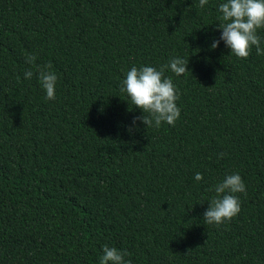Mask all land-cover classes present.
<instances>
[{
    "label": "trees",
    "instance_id": "1",
    "mask_svg": "<svg viewBox=\"0 0 264 264\" xmlns=\"http://www.w3.org/2000/svg\"><path fill=\"white\" fill-rule=\"evenodd\" d=\"M223 2L0 0V264H99L104 246L132 264H264V55L210 47ZM177 56L179 119L129 131L127 71ZM49 63L54 100L35 70ZM232 173L241 211L208 225Z\"/></svg>",
    "mask_w": 264,
    "mask_h": 264
},
{
    "label": "clouds",
    "instance_id": "2",
    "mask_svg": "<svg viewBox=\"0 0 264 264\" xmlns=\"http://www.w3.org/2000/svg\"><path fill=\"white\" fill-rule=\"evenodd\" d=\"M208 0H199L203 8ZM221 13L217 24L222 30L219 40L213 41L211 48L215 49L220 41L231 50L238 58H247L254 46L257 55H264V41L257 34V30L264 28V0H226L219 4ZM36 56L26 55V62L34 64ZM188 58L179 56L171 58L159 70L152 66L131 67L125 78L121 81L120 91L126 93L132 104L141 109L143 115L134 117L129 131L140 120L146 127L159 128L162 123L174 126L180 117V109L176 105L179 93L170 77H165V70H170L177 76H182L188 71ZM37 79L45 91L46 100L55 99L57 75L52 71V65H35ZM32 70L24 72L25 79H31ZM19 79V77H18ZM224 154H219L222 157ZM196 181L203 179L201 173L194 176ZM216 195L208 202V207L203 213V220L208 225H220L230 221L241 211V202L237 193L246 194V186L238 173L226 174L214 186ZM99 264H132L126 260L130 256L126 250L116 247L104 246Z\"/></svg>",
    "mask_w": 264,
    "mask_h": 264
}]
</instances>
